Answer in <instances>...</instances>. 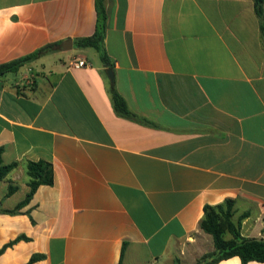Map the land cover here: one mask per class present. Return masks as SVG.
<instances>
[{
	"label": "crops",
	"instance_id": "0c3cea01",
	"mask_svg": "<svg viewBox=\"0 0 264 264\" xmlns=\"http://www.w3.org/2000/svg\"><path fill=\"white\" fill-rule=\"evenodd\" d=\"M95 2L0 0V66L58 44L0 73L2 159L18 163L0 182V209L25 200L27 162L54 170V184L19 214H0V249L26 237L0 264L35 254L44 257L34 264H196L215 249L200 228L205 207L227 201L243 236L264 237V31L254 1H104V49L137 120L114 110L100 54L75 44L95 32ZM73 59L90 66L69 69Z\"/></svg>",
	"mask_w": 264,
	"mask_h": 264
},
{
	"label": "trees",
	"instance_id": "16d2710c",
	"mask_svg": "<svg viewBox=\"0 0 264 264\" xmlns=\"http://www.w3.org/2000/svg\"><path fill=\"white\" fill-rule=\"evenodd\" d=\"M105 0H96V12L97 21L96 29L93 35L76 40V46L78 48H93L101 57L104 64L111 63L107 53L104 49V39L107 28V14L105 9ZM255 5V11L261 22V29L264 31V12L263 5L264 0H253ZM58 44H50L37 50L36 52L16 60L14 62L3 64L0 66V73L16 70L23 64L36 59L40 55L50 52ZM114 74V72H113ZM113 107L116 113L122 117H126L132 120H137L139 117L134 114L126 100L118 92L115 82L112 83L110 88ZM3 148L0 147V182L5 180L7 176L18 166L17 162L11 164H5L2 159ZM27 185L30 187V191L27 194L24 201L19 203L13 210H2L0 214L17 215L21 210L26 207L33 198L37 189L42 185L54 184V170L53 165L47 161H29L25 164ZM16 191V187L10 186L7 196L12 195ZM205 216L200 224V228L205 233L212 236L214 242V251L204 254L196 264H218L223 260L239 257L242 264H248L249 262L256 261L264 263V237L253 238L243 236L241 233V222H235L233 220V203L227 201L224 205L218 206H206ZM21 239H26L24 236H20L9 244L0 249V255L9 247L15 244ZM44 256L41 254L33 255L29 262L25 264H34ZM179 264L178 262H176Z\"/></svg>",
	"mask_w": 264,
	"mask_h": 264
},
{
	"label": "built area",
	"instance_id": "2783aa9c",
	"mask_svg": "<svg viewBox=\"0 0 264 264\" xmlns=\"http://www.w3.org/2000/svg\"><path fill=\"white\" fill-rule=\"evenodd\" d=\"M90 63L83 59H73L70 63L68 68L69 69H80L89 67Z\"/></svg>",
	"mask_w": 264,
	"mask_h": 264
},
{
	"label": "water",
	"instance_id": "95a60500",
	"mask_svg": "<svg viewBox=\"0 0 264 264\" xmlns=\"http://www.w3.org/2000/svg\"><path fill=\"white\" fill-rule=\"evenodd\" d=\"M65 44H69V49L72 48V41L71 40L65 42ZM65 49H67V48H65ZM107 74H108V78L110 79L111 83H113L114 82V74H113V71L111 69L110 64L107 65Z\"/></svg>",
	"mask_w": 264,
	"mask_h": 264
},
{
	"label": "rangeland",
	"instance_id": "374dc122",
	"mask_svg": "<svg viewBox=\"0 0 264 264\" xmlns=\"http://www.w3.org/2000/svg\"><path fill=\"white\" fill-rule=\"evenodd\" d=\"M90 50L94 51V49H90ZM59 53H60V54H65V53H62L61 50H60V51H58L57 53H55L54 56H57ZM51 56H53V54H51ZM53 58H54V57H53Z\"/></svg>",
	"mask_w": 264,
	"mask_h": 264
}]
</instances>
